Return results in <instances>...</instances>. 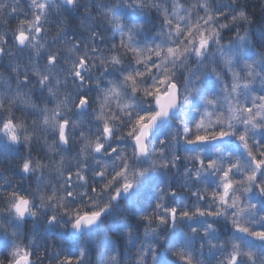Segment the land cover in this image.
Returning <instances> with one entry per match:
<instances>
[{"label": "snow or ice", "instance_id": "6c2138e0", "mask_svg": "<svg viewBox=\"0 0 264 264\" xmlns=\"http://www.w3.org/2000/svg\"><path fill=\"white\" fill-rule=\"evenodd\" d=\"M0 264H264V0H0Z\"/></svg>", "mask_w": 264, "mask_h": 264}, {"label": "trees", "instance_id": "16d2710c", "mask_svg": "<svg viewBox=\"0 0 264 264\" xmlns=\"http://www.w3.org/2000/svg\"><path fill=\"white\" fill-rule=\"evenodd\" d=\"M253 3H255V0H253Z\"/></svg>", "mask_w": 264, "mask_h": 264}]
</instances>
